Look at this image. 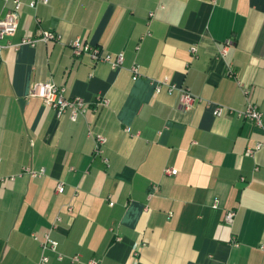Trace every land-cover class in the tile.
I'll return each mask as SVG.
<instances>
[{
	"label": "crops",
	"instance_id": "crops-1",
	"mask_svg": "<svg viewBox=\"0 0 264 264\" xmlns=\"http://www.w3.org/2000/svg\"><path fill=\"white\" fill-rule=\"evenodd\" d=\"M20 1L17 30L0 43L37 29L58 39L1 50L0 264H37L32 233L80 256L48 252L46 264H264V130L213 114L248 103L264 113V0ZM10 6L0 0V17ZM75 38L122 52L123 67L75 56ZM49 79L90 108L72 122L28 97ZM163 82L176 87L156 92ZM180 87L195 96L189 109ZM97 95L108 105H93ZM95 133L106 138L107 166L92 153ZM25 167L44 174L18 175Z\"/></svg>",
	"mask_w": 264,
	"mask_h": 264
},
{
	"label": "built area",
	"instance_id": "built-area-1",
	"mask_svg": "<svg viewBox=\"0 0 264 264\" xmlns=\"http://www.w3.org/2000/svg\"><path fill=\"white\" fill-rule=\"evenodd\" d=\"M10 1L11 6L6 11V13L0 17V41L6 37H11L17 30L18 27V18L23 6V3L20 0H7ZM48 0H30L27 5L30 8H36L39 4H47ZM37 37H23L17 43H0V60H1V50L5 46H10L14 49H17L18 46L23 44L34 45L37 41L43 42H55L58 39V35L53 31H46L37 29ZM69 46L71 47L72 53L75 56H79L82 53H86L89 55L93 62L103 61L106 62L112 70H118L123 67L124 56L122 52H118L115 55L111 56L107 52H102L97 46H90L85 44L81 39L75 38L69 42ZM190 51L193 56L196 53V47L192 46ZM129 71L133 78L138 77V65L132 64L129 67ZM163 83L156 85L155 91H159L160 86ZM166 85V84H165ZM169 90L174 89L176 86L173 84L166 85ZM179 90V103L181 108L189 109L195 100V96L184 87L178 88ZM28 97H37L41 99L43 105L52 108L58 116L66 114L68 119L72 122L76 121L79 115L83 114L90 108V104L87 103L84 99L78 96H67L66 89L62 85H57L52 80H45L34 82L31 84ZM93 105L96 106H107L108 99L104 96L97 95L92 102ZM234 115L236 118L251 122L256 127L264 130V113H262L255 104L248 103L245 105L243 109H232L224 106H215L213 108V114L215 116H222L224 114ZM88 134L90 132L88 131ZM93 149L92 153L94 156L99 157L101 161L107 166L108 158L105 156V143L106 138L99 133L93 134ZM259 148V145L255 147V149H249L246 152V155H251L255 150ZM164 174L167 175H175L177 169L172 167H165L163 170ZM26 174L31 178H40L44 171L43 169L33 170L30 167H25L22 170V173L18 175ZM64 191V184L62 182H58L55 187L56 193H62ZM213 207H216V202L212 203ZM67 211H71L70 206H66ZM234 216V211H226L223 216V220L226 223H231L232 218ZM60 220L59 216H56L53 223H56ZM33 240L39 243L40 247V255L37 261V264H46L49 261L48 252H52L55 255L57 260H62L63 258H68L71 263L80 262V256L78 254L65 256L64 254L58 251V242L52 239L49 233H45L41 239L34 233L31 234ZM234 246L237 245V242L233 243ZM141 245H135L133 248L132 255L133 257H137L139 253V248ZM259 249L264 252V245H260ZM84 264H99L94 259H88L84 262Z\"/></svg>",
	"mask_w": 264,
	"mask_h": 264
}]
</instances>
